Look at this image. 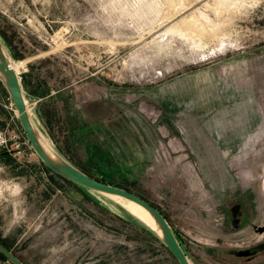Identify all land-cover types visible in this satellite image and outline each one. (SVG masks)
<instances>
[{
    "label": "rangeland",
    "instance_id": "1",
    "mask_svg": "<svg viewBox=\"0 0 264 264\" xmlns=\"http://www.w3.org/2000/svg\"><path fill=\"white\" fill-rule=\"evenodd\" d=\"M0 40L55 153L155 208L190 264H264V0H0ZM15 115L0 81L5 251L176 264L132 215L46 170Z\"/></svg>",
    "mask_w": 264,
    "mask_h": 264
},
{
    "label": "water",
    "instance_id": "2",
    "mask_svg": "<svg viewBox=\"0 0 264 264\" xmlns=\"http://www.w3.org/2000/svg\"><path fill=\"white\" fill-rule=\"evenodd\" d=\"M4 52L5 48L0 40V81L4 89L6 90V93L13 105L14 110L16 111L15 117L22 130L24 138L42 166L52 174L74 185L80 186L84 189L98 194L112 195L140 207L152 218L153 222L160 232V236H157L153 231H151L141 223L140 224L144 226L150 232V234L153 235L163 245V247L173 257L176 264H190L171 229L167 225L162 215L155 208L122 189L100 183L88 177L87 175L73 167L71 164H69L67 161H65L63 158H61L59 154L56 153L55 158H49L43 152L42 148L37 142L35 132L25 108V102L23 100L19 79L12 68L9 66ZM262 231L264 232L263 228H258L259 233ZM0 254L11 264H21L1 246Z\"/></svg>",
    "mask_w": 264,
    "mask_h": 264
},
{
    "label": "bare ground",
    "instance_id": "3",
    "mask_svg": "<svg viewBox=\"0 0 264 264\" xmlns=\"http://www.w3.org/2000/svg\"><path fill=\"white\" fill-rule=\"evenodd\" d=\"M181 24H185L186 26L189 27V29H191L192 31H195V32L199 31V33L200 32L202 33V32L206 31L205 30L206 28L203 26V24L198 22V21H195L191 16L187 17ZM4 55H5V58H6L7 62H8V64H9V66L12 68V70L16 74L15 68H14V66L12 64V61H11V59L9 57V54H8V52L6 50L4 52ZM23 100H24V97H23ZM24 102H25V108H26L27 114L29 116V119H30V122L32 124L33 130L35 132V136H36L37 142L39 143V145L42 148L43 152L49 158H55L56 157L55 151L52 149V147L50 146L48 141L35 128V123L32 122L33 121L32 120V115H31V113H30V111L28 109L27 103H26L25 100H24ZM15 114H16V111H15ZM101 195H102V197H104V198L108 199L109 201H111L113 204L118 205L121 208V210L123 209V210H125V212L129 213L130 215H132L133 218H136L142 225H144L145 227H147L148 229L153 231L157 236H160V232H159L157 226L155 225V223L153 222L152 218L143 209H141L140 207L136 206L135 204H133L131 202L125 201V200L120 199L118 197H115V196H112V195H107V194H101Z\"/></svg>",
    "mask_w": 264,
    "mask_h": 264
},
{
    "label": "trees",
    "instance_id": "4",
    "mask_svg": "<svg viewBox=\"0 0 264 264\" xmlns=\"http://www.w3.org/2000/svg\"><path fill=\"white\" fill-rule=\"evenodd\" d=\"M89 177V176H88ZM1 255V254H0Z\"/></svg>",
    "mask_w": 264,
    "mask_h": 264
}]
</instances>
